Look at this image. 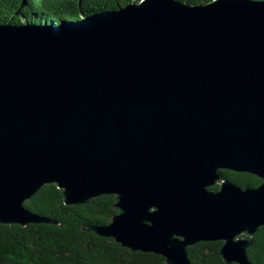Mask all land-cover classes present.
<instances>
[{
	"label": "water",
	"instance_id": "1",
	"mask_svg": "<svg viewBox=\"0 0 264 264\" xmlns=\"http://www.w3.org/2000/svg\"><path fill=\"white\" fill-rule=\"evenodd\" d=\"M47 184L66 204L113 194L111 221L84 228L133 251L191 264V245L222 241L226 264H255L264 0H139L0 24V223L51 222L27 205Z\"/></svg>",
	"mask_w": 264,
	"mask_h": 264
},
{
	"label": "trees",
	"instance_id": "2",
	"mask_svg": "<svg viewBox=\"0 0 264 264\" xmlns=\"http://www.w3.org/2000/svg\"><path fill=\"white\" fill-rule=\"evenodd\" d=\"M132 1L139 0H0V24L73 21L120 9ZM184 1L194 4L209 0ZM224 173L242 186L261 183L259 177L248 172ZM115 203L111 194L94 197L88 203L66 204L55 184L43 186L27 205L51 222L25 226L0 223V264H168L161 254L133 251L112 237L84 228L109 223L117 212ZM222 243L200 241L191 245V264H226L220 254ZM249 257L255 264L264 262V226L253 237Z\"/></svg>",
	"mask_w": 264,
	"mask_h": 264
}]
</instances>
